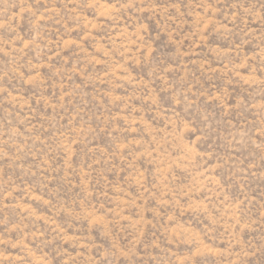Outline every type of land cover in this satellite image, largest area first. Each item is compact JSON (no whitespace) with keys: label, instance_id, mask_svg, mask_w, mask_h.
Returning <instances> with one entry per match:
<instances>
[{"label":"rangeland","instance_id":"374dc122","mask_svg":"<svg viewBox=\"0 0 264 264\" xmlns=\"http://www.w3.org/2000/svg\"><path fill=\"white\" fill-rule=\"evenodd\" d=\"M0 264H264V0H0Z\"/></svg>","mask_w":264,"mask_h":264}]
</instances>
